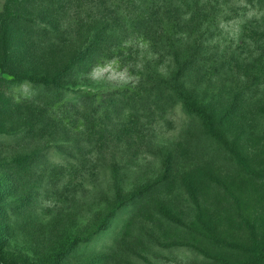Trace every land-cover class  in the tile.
Instances as JSON below:
<instances>
[{"label": "rangeland", "instance_id": "rangeland-1", "mask_svg": "<svg viewBox=\"0 0 264 264\" xmlns=\"http://www.w3.org/2000/svg\"><path fill=\"white\" fill-rule=\"evenodd\" d=\"M8 7L39 25L19 26L2 63L76 65L71 92L0 81V264H260L264 178L249 170L264 175V84L249 77L263 71L239 33L264 12L249 0H0V22ZM174 39L183 55L192 40L183 87L215 131L158 103Z\"/></svg>", "mask_w": 264, "mask_h": 264}, {"label": "trees", "instance_id": "trees-1", "mask_svg": "<svg viewBox=\"0 0 264 264\" xmlns=\"http://www.w3.org/2000/svg\"><path fill=\"white\" fill-rule=\"evenodd\" d=\"M13 1H18V0H13ZM250 2H253V4L259 7L261 11L264 12V0H256L258 2H254L253 0H249ZM260 11V12H261ZM259 14V13H258ZM7 18L0 22V48H3L4 55H7L6 52H9V48L11 49V53L15 52V50L18 49L19 47V39H20V32H22L21 24L24 26H28L25 30L29 33V26L30 25H36L38 26L39 24L37 22L33 23V19L30 15H27L23 12H19L18 9H12L11 7H8L7 9ZM252 22L247 25V23L243 24L241 26V31L239 33L240 40L243 42H248L251 53L253 54L254 52H258V57H253L254 59V65L259 64L260 67L263 71V73H256L254 77H249L251 81V85L249 84L250 88L251 87H262L264 84V58H263V53L262 50H264V46L262 43V40L264 38V13L257 15ZM258 18V19H257ZM9 19V20H8ZM10 24L12 25L11 27ZM204 24V20H200L197 27L202 28L201 26ZM8 28H10L8 30ZM41 30H43L44 33H47L46 39H43V41H48V39H54V35L51 33L52 28H47V27H41ZM186 35L189 34L191 37V31L186 30L185 31ZM193 33V32H192ZM53 36H52V35ZM187 46L190 47L191 51L190 53H185L184 55L180 53L179 48H184L182 46L185 42L179 41L178 39H174L171 47L174 50L170 55L172 56V60L176 64L177 70L175 71V74L169 79V81H164L163 83V88L160 89V95L158 97V103L165 101L164 102V107L166 106H174L177 104H181L184 106L185 112L188 114H195L199 116L205 117L208 122L210 123L211 126V131H215V124L217 125L216 122H213L214 117L208 113L204 108L202 107H195V101L191 99V97L185 92L184 87H183V82H184V76L185 74L181 70V65L185 62L188 64L190 60H193L194 57H197L196 54L193 53L194 51V45L192 44V40L188 41L187 39ZM260 42V43H259ZM252 46L255 48V50L252 49ZM13 50V51H12ZM258 50V51H257ZM13 54V53H12ZM184 56L183 59H181V56ZM13 56V55H12ZM11 56L9 63H2L5 62L4 59H2V54L0 53V69H2V72H7L10 76L9 80H6L2 77H0V81H7V83H14V82H24L28 81L31 83H37L40 82L43 85H50L53 83V85L57 87L66 88L64 90H67L68 92L70 91L69 85L64 81L67 77L69 78L71 76V72H73V69H75V61L74 58L67 64L65 65L62 69L57 71L54 74H51L48 71H45V73L41 74L40 72L33 71L32 72H27L29 69H21V71H16L18 69L16 67V64L13 62V57ZM2 61V62H1ZM186 64V65H187ZM27 68V66H26ZM204 68V66L202 67ZM208 68H211L208 66ZM8 70V71H7ZM208 70V69H207ZM174 72V71H173ZM70 75V76H69ZM65 82V83H64ZM74 92V91H72ZM239 94L248 96V98H255V96L258 94V90L256 91H248L243 90L239 92ZM239 94L237 96L239 97ZM169 98V99H168ZM175 103L174 105H172ZM246 160H239L240 165L245 163ZM251 174L258 175L261 178H264V175H260L261 172H256L253 169L249 170ZM264 171V169L262 170ZM257 260L258 263L264 264V252H262L259 256L255 258V261Z\"/></svg>", "mask_w": 264, "mask_h": 264}]
</instances>
